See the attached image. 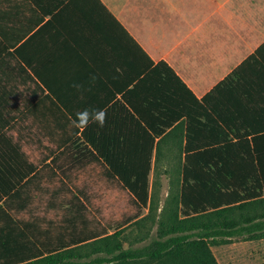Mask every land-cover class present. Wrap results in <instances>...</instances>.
<instances>
[{
  "label": "crops",
  "instance_id": "1",
  "mask_svg": "<svg viewBox=\"0 0 264 264\" xmlns=\"http://www.w3.org/2000/svg\"><path fill=\"white\" fill-rule=\"evenodd\" d=\"M22 2L0 0L6 17L0 26V193L23 176L29 160L37 166L38 187L51 177L62 179L63 191L73 188L68 178L105 176L131 193L110 162L151 160V180L157 163L185 159L188 113L197 121L203 108L183 90L169 126L147 109L148 121L142 120L146 87L132 91L148 64L141 48L154 63L172 66L200 100L245 61L247 89L264 113V0H100L107 10L96 0H63L51 22L47 17L32 28ZM13 13L20 15L18 25ZM84 109L104 110L105 125L73 126ZM153 129L164 132L148 158L152 136L142 139L141 132ZM230 133L222 125L192 143H219ZM25 203L19 198L15 207Z\"/></svg>",
  "mask_w": 264,
  "mask_h": 264
},
{
  "label": "trees",
  "instance_id": "2",
  "mask_svg": "<svg viewBox=\"0 0 264 264\" xmlns=\"http://www.w3.org/2000/svg\"><path fill=\"white\" fill-rule=\"evenodd\" d=\"M23 1L31 12L30 28L42 24L47 17L46 22H51L63 3ZM96 1L107 10L100 0ZM0 11L2 26L6 17L3 9ZM10 19L18 25L21 18L13 13ZM141 51L148 64L142 67L141 79L132 91L146 87L140 100L142 120L148 121L143 113L147 109L164 117L165 126H169L177 117H167L178 106L175 97L183 90L203 108L197 121L188 113L187 144L181 147L185 159L175 162L181 186L163 206L156 235L152 236L151 227L147 228L152 211L151 160L109 163L114 173L120 171V179L138 207L134 217L118 225L89 221L73 201L69 205L74 212L61 222L51 220L43 225L40 219L24 221L16 216L15 211L29 209L37 169L29 160L23 176L13 177L8 191L0 193V264H220L212 249L214 241L239 236L264 238V113L259 109V100L247 89L245 61L200 100L166 61L154 63L142 48ZM129 102L132 103L130 99ZM222 125L230 127V137L226 135L214 144L192 143L193 136H208ZM163 132H141L142 139L152 136L148 158H152L156 136ZM145 151L142 145L141 152ZM19 198L26 202L22 208L15 207ZM147 208L148 213L143 214ZM132 221L139 233L128 241L125 233Z\"/></svg>",
  "mask_w": 264,
  "mask_h": 264
},
{
  "label": "rangeland",
  "instance_id": "3",
  "mask_svg": "<svg viewBox=\"0 0 264 264\" xmlns=\"http://www.w3.org/2000/svg\"><path fill=\"white\" fill-rule=\"evenodd\" d=\"M178 164L157 163L150 180V194L152 197V211L147 221V228L151 227L152 236L156 235L158 218L163 206L170 195L179 190L181 186ZM62 179H46L45 186L38 187L36 183L31 187L29 209L15 211L14 214L24 221L40 219L43 225L47 222H61L74 210L69 205L73 201L84 210L89 221L101 220L104 225L121 224L128 217H134L138 210L131 194L123 189L117 178L94 177L84 179L71 177L67 180L73 186H64L65 190L58 191L62 187ZM87 185V186H85ZM86 190L87 192H84ZM76 209V208H75ZM149 208L143 211L148 213ZM136 222L127 225V240H132L139 233ZM90 226H87L89 229ZM146 230V229H145ZM126 242V245L128 244ZM220 264H264V238L247 239L245 237H233L228 240H216L212 244Z\"/></svg>",
  "mask_w": 264,
  "mask_h": 264
},
{
  "label": "clouds",
  "instance_id": "4",
  "mask_svg": "<svg viewBox=\"0 0 264 264\" xmlns=\"http://www.w3.org/2000/svg\"><path fill=\"white\" fill-rule=\"evenodd\" d=\"M95 79V77H93ZM107 120V114L102 109H84L76 114L75 120L72 122L73 126L78 128H86L89 123H96L103 127Z\"/></svg>",
  "mask_w": 264,
  "mask_h": 264
}]
</instances>
